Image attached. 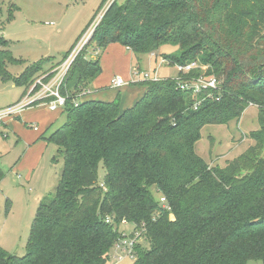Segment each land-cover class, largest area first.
Masks as SVG:
<instances>
[{
    "label": "trees",
    "instance_id": "obj_1",
    "mask_svg": "<svg viewBox=\"0 0 264 264\" xmlns=\"http://www.w3.org/2000/svg\"><path fill=\"white\" fill-rule=\"evenodd\" d=\"M9 5L7 22L18 9ZM110 43L135 56L175 45L178 53L165 57L170 65H197L176 75L214 76L220 90L182 91L175 75L143 81L144 94L124 110L118 94L87 99ZM8 44L0 33V78L23 86V97L53 58L12 76L7 65L22 60ZM86 46L60 88L65 121L41 136L62 156L59 180L38 202L25 253L0 246V264H106L123 221L145 245L135 246L130 264H264V0H116ZM250 105L257 109L253 144L210 166L195 151L202 127L238 121Z\"/></svg>",
    "mask_w": 264,
    "mask_h": 264
},
{
    "label": "rangeland",
    "instance_id": "obj_2",
    "mask_svg": "<svg viewBox=\"0 0 264 264\" xmlns=\"http://www.w3.org/2000/svg\"><path fill=\"white\" fill-rule=\"evenodd\" d=\"M101 1L5 0L1 6L0 33L8 41L7 48L13 57L22 60L20 64L7 65V71L12 76L17 77L35 61L52 57L51 62L44 64V70L35 74L28 89L34 85L36 79L52 73L87 32L101 10L102 6L98 8ZM118 2L123 3L124 0H118ZM9 3H14L18 9L14 12V18L7 22L5 18L8 14ZM95 10L97 11L95 12ZM93 14L92 20L76 38ZM70 46L71 48L66 52ZM86 49H88L89 54L92 52L91 46L87 45ZM130 52L127 51V69L125 71L127 80L123 71L124 62L122 61V65H120L118 61L114 64L106 62L105 71L100 76V82H105V78H108L107 74L110 72H114L116 76H118L116 73H119L128 88L136 86L134 83L141 84L146 81L142 80L139 70L149 71L152 76L157 74L159 78L172 77L177 72L174 65H169L165 61L162 63L161 60L166 55L178 53V48L175 45L160 46L155 51V54L159 55L157 57L151 54L135 56ZM113 55L114 52L111 53L109 62L113 60ZM60 58H62L61 61H59ZM107 86L103 88L106 90ZM22 90L23 86H19L13 81L5 82L0 78V109L18 101ZM87 96L84 95V97ZM64 121L65 114L63 112L43 133V136H48ZM257 127V109L250 105L243 111L238 121L232 120L226 125L203 126L201 137L195 144V151L210 166L214 164L224 166L229 160L253 144L248 133ZM4 130L5 125L0 122V168L4 173L0 181V246L10 253L22 256L25 253V245L36 211V197L54 192L60 177L63 160L54 144L45 143L41 148L36 145L27 156L23 155L27 145L22 143L21 139L18 140L13 132ZM35 151L41 152V155L39 162L31 167L36 159V156L32 159L31 154ZM54 157L55 159H53ZM19 158L22 159L21 166L23 165V167L17 164L18 168H16L14 164ZM103 176L104 168L100 166L99 178ZM134 229L132 223H121L118 228L119 232L124 234H130ZM140 245L145 246L144 239L141 240ZM131 262L132 258L128 256L121 261L113 259L110 264H130ZM247 264H261V261L250 260Z\"/></svg>",
    "mask_w": 264,
    "mask_h": 264
},
{
    "label": "built area",
    "instance_id": "obj_3",
    "mask_svg": "<svg viewBox=\"0 0 264 264\" xmlns=\"http://www.w3.org/2000/svg\"><path fill=\"white\" fill-rule=\"evenodd\" d=\"M116 0H106L102 7L100 8V12L96 16L95 20L88 28L87 32L82 36V39L79 41L78 45L69 53V55L52 71V75L47 79L46 76H41L35 80L34 85L28 89L27 93L21 97L18 101L14 102L11 105H8L2 109H0V122H4L7 118L17 117L21 111L29 106L35 105L37 103H44L50 109H59L63 108L66 103L65 96L61 94L60 88L63 84L65 75L71 66L74 58L79 53V51L87 44L88 40L92 36L96 26L101 20L102 16L108 9V7ZM163 61L167 62L170 65L168 60L165 58H161ZM177 69V74H187L197 65L195 62H190L186 64H175ZM142 80H158L159 76L156 74L154 76L151 75L149 71L142 70L140 71ZM177 80V85L182 91H187L190 93L196 94L200 90L203 89H211V90H220L218 81L214 76H196L193 78H180V76H175ZM112 86L119 87L124 84V80L120 76H115L111 81ZM213 93V92H212ZM211 93V97H214L216 100L219 99L218 95ZM198 103L195 104V107ZM30 127L33 129H37V125L30 124ZM6 136V135H4ZM160 201L165 203V198L160 197ZM109 222L108 220H106ZM121 223H125L124 221ZM142 240L141 234L139 231L134 229L130 234L120 233L119 238L114 242L111 251L108 254V261L106 264H110V261L113 259H117V261L123 260L125 257H130L135 259L136 250L135 246L139 244ZM114 249V251H113Z\"/></svg>",
    "mask_w": 264,
    "mask_h": 264
},
{
    "label": "crops",
    "instance_id": "obj_4",
    "mask_svg": "<svg viewBox=\"0 0 264 264\" xmlns=\"http://www.w3.org/2000/svg\"><path fill=\"white\" fill-rule=\"evenodd\" d=\"M97 10H95V12ZM91 17H90V19H91ZM89 20L86 22L84 27L80 30V32L78 33L76 38L85 29V27L88 25ZM76 38H75V40H76ZM71 46H72V44H71ZM71 46L68 48V50L66 52L69 51ZM127 51L130 52V50H128L125 46H123L119 43H110L102 51V53L100 55L101 73L95 79H93L91 84L89 85L93 91L90 90L91 93L87 96V99H94V100H98V101L108 102V101L113 100L115 98V96L118 94L119 99H120L119 108H120V110H124V109L132 106L144 94L145 86L140 84V83H134V84H136V86L128 87V88H127V84L121 85L119 87L112 86L111 81L116 76L114 74V72L113 73L110 72L109 74H107L108 78H105L106 79L105 82H100L101 81L100 76L105 71L106 62L114 64V63H117L118 61H119L120 65H122V61L124 62L123 63V67H124L123 71H124V74L126 75L125 79L127 80V74L125 73V71L127 69L126 68V66H127ZM112 52H114L113 60L111 62H109L108 60H109V57H110ZM150 54L153 55L154 57L159 56L158 54L156 55L155 52H152ZM62 58H63V56H62ZM62 58H60L59 61H61ZM140 71H142V70H140ZM116 74L118 76L120 75L122 77L121 74H119V73H116ZM176 74H177V72H175L174 76ZM160 78H163V77H160ZM106 85H108V86H107V89L105 90L103 87H106ZM110 90H112L113 92H111ZM62 113H63V108L52 110L46 104L38 103V104L29 106V107L23 109L17 117L7 118L3 122V124L5 125V131L8 130V131L13 132V134H15L17 136L18 140L21 139V142L27 145V149L25 150V152L23 154V155L27 156L29 154V151L32 148L36 147V145H38L41 148V146L43 144H45V143L48 144L44 139L41 138V136H43V133L50 127V125ZM30 124L31 125L35 124V125H37L38 128L33 129L30 127ZM36 152L37 151H35L31 154L32 159H34V157L36 156L35 162L33 165H31V167H33L34 165H36L39 162V157L41 155V152L39 153V151H38L37 155H36ZM21 158H19V160L14 164V166H16V168H18V166H21V164H22ZM17 164H18V166H17ZM21 167H23V165ZM41 197H42V195L36 197L37 198V205H38V202L41 199Z\"/></svg>",
    "mask_w": 264,
    "mask_h": 264
}]
</instances>
